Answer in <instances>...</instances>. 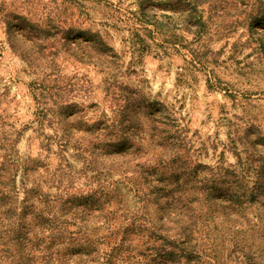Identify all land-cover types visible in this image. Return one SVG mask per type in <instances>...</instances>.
Masks as SVG:
<instances>
[{
  "label": "rangeland",
  "instance_id": "374dc122",
  "mask_svg": "<svg viewBox=\"0 0 264 264\" xmlns=\"http://www.w3.org/2000/svg\"><path fill=\"white\" fill-rule=\"evenodd\" d=\"M40 88L60 123L115 117L138 138L175 137L191 164L253 173L264 0H0V120L20 131L22 155L53 164L38 149L53 134L35 127Z\"/></svg>",
  "mask_w": 264,
  "mask_h": 264
},
{
  "label": "trees",
  "instance_id": "16d2710c",
  "mask_svg": "<svg viewBox=\"0 0 264 264\" xmlns=\"http://www.w3.org/2000/svg\"><path fill=\"white\" fill-rule=\"evenodd\" d=\"M47 93L34 123L52 127L38 149L55 163L0 120V264H264V159L213 171L115 117L60 123Z\"/></svg>",
  "mask_w": 264,
  "mask_h": 264
}]
</instances>
